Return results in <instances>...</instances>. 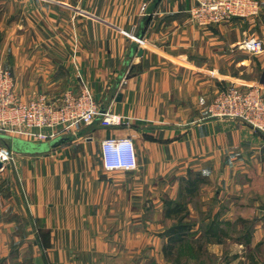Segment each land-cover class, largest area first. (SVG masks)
Returning a JSON list of instances; mask_svg holds the SVG:
<instances>
[{"label":"crops","instance_id":"0c3cea01","mask_svg":"<svg viewBox=\"0 0 264 264\" xmlns=\"http://www.w3.org/2000/svg\"><path fill=\"white\" fill-rule=\"evenodd\" d=\"M256 1L264 15V0ZM193 5L0 0L1 47L11 50L17 98L76 93L80 74L103 114L118 118L111 126L100 119L81 126V137L63 138L47 153L10 146L0 168V264H173L170 233L162 231L169 222L164 198L171 196L159 192L172 193L167 183L178 190L187 176L215 178L223 190L242 178L260 195L247 202L235 196L230 205L264 209V137L203 110L232 85L264 94V49L251 55L237 47L264 23L255 16L202 30L189 17ZM124 137L134 145L137 168L129 176L106 172L102 141ZM215 213L193 217L185 238H220L211 224L221 228L233 217L219 221ZM242 219L259 229L251 240L264 238V213ZM219 238L207 245L215 261L239 254L222 252Z\"/></svg>","mask_w":264,"mask_h":264},{"label":"built area","instance_id":"2783aa9c","mask_svg":"<svg viewBox=\"0 0 264 264\" xmlns=\"http://www.w3.org/2000/svg\"><path fill=\"white\" fill-rule=\"evenodd\" d=\"M256 5L253 0H195L190 16L199 26L220 24L233 18L255 15L258 12ZM242 47L244 51L259 52L262 43L251 39ZM77 79L79 88L76 93L66 91L56 99L39 94L25 102L15 95L11 72L0 66V134L47 143L98 118L102 119V125L117 124L116 116L101 113L81 75L77 74ZM204 111L208 118L236 120L264 136V99L255 87H230ZM10 155L7 149L0 148L2 164L10 160ZM100 157L106 172H130L137 168L135 148L129 137L103 140Z\"/></svg>","mask_w":264,"mask_h":264},{"label":"rangeland","instance_id":"374dc122","mask_svg":"<svg viewBox=\"0 0 264 264\" xmlns=\"http://www.w3.org/2000/svg\"><path fill=\"white\" fill-rule=\"evenodd\" d=\"M257 3V8L259 11V4L256 0H253ZM195 2V0H194ZM145 5H143L141 7V11H145ZM193 7V6H192ZM191 7V8H192ZM191 10V9H190ZM189 17L192 21V23L194 24V26H196L199 29H209V28H213L214 26H218L219 24H210L207 26H199L196 21L194 20V18L192 16H190V11L188 12ZM259 12H257L255 15H252L250 17L247 18H241V17H237V18H233V19H249V18H253L255 16H258ZM257 18H259L262 23H264V15L261 13V15H259ZM256 18V19H257ZM232 20V19H231ZM230 21V20H229ZM228 22V21H226ZM225 23V22H222ZM220 23V24H222ZM246 27H248L247 25H244ZM264 28H252L249 31V35L247 37H242L241 42L237 43V47L240 50L244 51L243 43H246L247 41L251 40V39H257L258 41H260L262 43V49H264ZM263 37V38H262ZM0 38H1V33H0ZM242 45V46H241ZM262 49L259 51L261 52ZM248 54H257L259 52H248V51H244ZM12 60V54H11V50L7 47H1V41H0V66L9 70L13 76L14 79V86H15V71L16 69L14 68L15 65H13L11 63ZM80 75V74H79ZM230 87H236V88H243V89H248V88H257L259 90V93L261 95V97L264 99V94L261 92V90L259 89V87L257 86H236V85H232L229 86ZM227 88V89H228ZM227 89H225L224 91H222L221 93H219L217 95V97L222 94L223 92H225ZM70 92V91H69ZM15 95H16V90H15ZM216 97V98H217ZM215 98V99H216ZM19 99V98H18ZM34 98H31L29 100H32ZM214 99V100H215ZM20 100V99H19ZM29 100H21V101H29ZM213 100V101H214ZM213 101L211 103H209L208 105H206L204 108H206L207 106L211 105L213 103ZM203 108V110H204ZM104 113V112H103ZM102 113V114H103ZM204 113L206 114V112L204 111ZM111 116V115H109ZM208 118V117H206ZM100 118L97 119V121ZM212 119H218V118H212ZM101 120H99V125L101 126H107V125H102ZM96 122V121H95ZM81 126L84 125H80L78 127H76L75 129H72V131L69 132V134L63 135L61 137H58L52 141H49L47 143H37V142H30L27 140H22L20 138H17L15 136H11V135H5L8 136L10 138H14V139H18L21 141H25V142H30L33 144H47L49 145V149L45 152H50L53 147H56L59 142V140L61 141L63 138H68L69 140L72 139H77L79 137H81ZM109 126V125H108ZM247 126V125H246ZM81 127V128H80ZM249 127V126H248ZM250 128V127H249ZM251 129V128H250ZM252 130V129H251ZM254 131V130H253ZM256 132V131H254ZM257 133V132H256ZM260 134V133H259ZM264 137V136H263ZM6 145L4 143H0V148H5L3 145H5L7 147L8 152L11 154V149L10 146L14 147V145L12 144L11 140H8L5 142ZM15 148V147H14ZM100 154H101V145H100ZM101 158V157H100ZM7 162V161H6ZM5 163V162H3ZM102 164V162H101ZM123 172V171H121ZM124 173V172H123ZM125 175H128V172L124 173ZM242 180V178H239L238 182H235L233 185H235L234 187L230 188L228 187V189L224 188L221 189L220 184H218V182L215 180V178H205L202 177L200 179L195 178V176H187V180H184V182H182L181 187L178 190H173L170 188V185L165 184L163 187H166V189L168 188L170 190L169 193L167 192V190H161L159 193L163 194V195H170L171 198H164V204H163V208H164V217L169 220V222L166 223V221H164V223L167 224V226H165V228L162 230L163 232H165L169 229H171L173 226H177V225H186L189 229L187 231H185L186 234L189 233V230H191L193 232V228L191 226H193V221L194 218L193 217H203L206 218L208 215H214L213 214V209L215 210V214H217V218L218 220H222L224 216L231 215L233 217L232 221H224L222 220L220 222V227L219 225H214L211 224V226H213V228L211 229L212 234H218V232L220 231L221 236L218 239L219 242L224 243L221 247V251L222 252H228V248L232 249V252L236 249L239 250V254H237V256H227V258H222L220 259V261H215L214 255H212L208 249H207V245L209 243H212L213 241H216L217 237L214 239L213 237H211V239H205V238H185L184 237V243L182 245H177L174 244L172 245L173 248L169 249V251H171L170 254H168V256L171 258V262L173 264H264V238L260 239L259 237L254 238L251 240V232L254 231H258V228H254V223L249 224L247 221H244V218H249V219H253L256 217H259L262 215V213H264L262 210L260 209H256L249 207V206H241L239 205V203H236L235 205H230V203L233 202V198L235 196H238V198H240L241 196L245 197L246 202L247 201H252V200H257L260 195L259 192H257L256 188H252V185L247 184V182H243L240 181ZM162 186V185H161ZM236 186H239V189H235ZM218 188V189H217ZM164 197V196H163ZM159 198V196H158ZM229 198V199H228ZM161 199V196L160 198ZM218 202L219 207L216 206L215 202ZM237 200V198H236ZM238 202L240 201L239 199L237 200ZM264 203V201H263ZM214 207H212V206ZM215 220V219H214ZM209 224V223H207ZM201 227V225H198V228ZM203 227V226H202ZM195 230V228H194ZM190 231V232H191ZM225 232V233H224ZM203 233V232H202ZM245 233V234H244ZM249 234V235H248ZM226 235V236H224ZM249 237H248V236ZM243 238H245L243 240ZM248 239V243L247 240ZM246 240V243H245ZM239 244L238 246L236 244ZM250 243L252 245H250ZM167 244L166 248H169L171 243L169 241V238H167L166 243ZM252 246L250 249L248 248L249 246ZM228 246V247H227ZM220 248V246H218ZM243 248V249H241ZM232 258V259H231ZM231 259V260H230ZM229 262V263H228Z\"/></svg>","mask_w":264,"mask_h":264},{"label":"water","instance_id":"95a60500","mask_svg":"<svg viewBox=\"0 0 264 264\" xmlns=\"http://www.w3.org/2000/svg\"><path fill=\"white\" fill-rule=\"evenodd\" d=\"M138 55H141V53H138ZM264 81L263 76L260 79V83L262 84ZM101 113H103V110H101ZM11 140L12 144L14 145V150L23 152V153H30V154H41L45 153L49 149V145L47 144H33L30 142L21 141L18 139L10 138L8 136H5L3 134H0V143H4L6 145V141ZM2 166V163L0 162V168Z\"/></svg>","mask_w":264,"mask_h":264},{"label":"trees","instance_id":"16d2710c","mask_svg":"<svg viewBox=\"0 0 264 264\" xmlns=\"http://www.w3.org/2000/svg\"><path fill=\"white\" fill-rule=\"evenodd\" d=\"M213 228V226H211V229ZM189 228L186 226V225H177V226H173L171 229L168 230V232L170 233L169 235V241L171 243L169 249H172L174 244H177V245H182L185 241H184V237H185V231H187ZM215 234V233H213ZM217 238H218V235H217ZM245 239V238H243ZM247 240V243H248V239ZM246 240H245V243H246ZM184 241V242H183ZM171 253V251H170Z\"/></svg>","mask_w":264,"mask_h":264}]
</instances>
